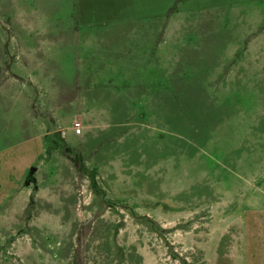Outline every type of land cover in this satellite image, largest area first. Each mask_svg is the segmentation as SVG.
<instances>
[{"label":"rangeland","instance_id":"374dc122","mask_svg":"<svg viewBox=\"0 0 264 264\" xmlns=\"http://www.w3.org/2000/svg\"><path fill=\"white\" fill-rule=\"evenodd\" d=\"M99 1L0 0V264H264V0Z\"/></svg>","mask_w":264,"mask_h":264},{"label":"crops","instance_id":"0c3cea01","mask_svg":"<svg viewBox=\"0 0 264 264\" xmlns=\"http://www.w3.org/2000/svg\"><path fill=\"white\" fill-rule=\"evenodd\" d=\"M91 1H92V0H81V2H91ZM106 1H107V0H100L99 2H100L101 5H106V4H107ZM97 2H98V1H95V2H93L92 4H96V5H98ZM123 2H126V0H123ZM88 16H89V15H88Z\"/></svg>","mask_w":264,"mask_h":264},{"label":"built area","instance_id":"2783aa9c","mask_svg":"<svg viewBox=\"0 0 264 264\" xmlns=\"http://www.w3.org/2000/svg\"><path fill=\"white\" fill-rule=\"evenodd\" d=\"M81 130L80 129H76L75 133L76 134H80Z\"/></svg>","mask_w":264,"mask_h":264}]
</instances>
